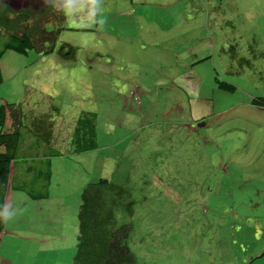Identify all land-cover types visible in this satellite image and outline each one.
<instances>
[{
    "label": "rangeland",
    "instance_id": "374dc122",
    "mask_svg": "<svg viewBox=\"0 0 264 264\" xmlns=\"http://www.w3.org/2000/svg\"><path fill=\"white\" fill-rule=\"evenodd\" d=\"M61 5L44 24L60 28L53 51L0 58V104L50 114L61 152L46 187L30 183L40 165L25 176L18 158L0 264H70L80 193L98 177L130 190L132 210L116 215L137 264H264V105L251 103L264 97V0ZM68 44L72 58L58 51ZM82 111L97 147L77 153ZM32 191L48 198L21 205Z\"/></svg>",
    "mask_w": 264,
    "mask_h": 264
},
{
    "label": "trees",
    "instance_id": "16d2710c",
    "mask_svg": "<svg viewBox=\"0 0 264 264\" xmlns=\"http://www.w3.org/2000/svg\"><path fill=\"white\" fill-rule=\"evenodd\" d=\"M23 3L13 8L9 0H0V58L6 49L26 53L33 48L41 54L55 49L60 28L47 29L44 24L50 12L59 11L62 0H24ZM63 48L60 45L58 50L61 55L66 58L74 56L72 45L68 44L67 52ZM225 83L223 88L234 89L233 85ZM251 103L263 106L264 97H254ZM50 117L45 113L29 115L14 102L3 101L0 104V236L4 227V199L11 169L15 168L22 153L28 155V141L32 140L31 151L37 157H45L35 163L40 165L41 170L31 173V184L46 187L44 177L48 179L50 176L51 157L61 155L52 145ZM94 118L92 111H82L77 116L71 132L70 151L79 153L97 147ZM35 164H32V169L26 166L25 173L32 172ZM13 181L12 176L10 182ZM23 185L24 182L18 183L17 187ZM46 191L44 194L39 191L37 194L34 191L29 193L34 198H41L47 195ZM132 203L129 188L108 177L87 181L80 193L75 251L70 264H137L136 256L128 245L132 225L130 222H119L116 215L117 210L122 208L131 211Z\"/></svg>",
    "mask_w": 264,
    "mask_h": 264
},
{
    "label": "crops",
    "instance_id": "0c3cea01",
    "mask_svg": "<svg viewBox=\"0 0 264 264\" xmlns=\"http://www.w3.org/2000/svg\"><path fill=\"white\" fill-rule=\"evenodd\" d=\"M7 123H9V120H7ZM27 146L29 147V150H28V155H26L27 153H22V151H21V155H20V161H23V166H22V168H23V171L25 170V168H26V166L27 167H30L31 169H32V164H35V163H37V162H40V161H42L43 159H45V157H43V158H41L40 156H36L35 155V153L34 152H32L31 150V146H32V140L30 139L29 141H28V143H27ZM33 156H36L35 158L33 157ZM41 158V159H40ZM51 164H52V158H51ZM15 168H12L11 169V173H10V178H9V184H8V188H7V192H6V195H5V199H4V203H5V212H6V210H7V213H8V208H6L7 206H6V201H7V199L8 198H10V199H8V202H10V201H12L13 200V193H12V185L10 184L11 182V177L14 175H16L15 173ZM24 173V175L25 176H27V174L25 173V171L23 172ZM13 176V177H14ZM35 176V175H34ZM31 177H32V175H31ZM42 183V182H41ZM35 192V191H34ZM36 194H37V192H36ZM25 195V196H24ZM23 195V203L21 204V205H26V204H28L27 203V201H29V202H31V201H37V200H39V199H41V198H43V197H46V198H48V194L46 195V196H42L41 198H34V197H32L31 196V193H27V194H24ZM21 198H22V195L21 194H19L18 195V199H19V201L21 200ZM28 207H31L29 204H28ZM32 207L34 208V210L32 211V213H34L35 211H38V209L40 208V206L38 205V204H33L32 205ZM4 223H5V220H4ZM3 232V231H2ZM1 237V236H0Z\"/></svg>",
    "mask_w": 264,
    "mask_h": 264
},
{
    "label": "clouds",
    "instance_id": "9594fccd",
    "mask_svg": "<svg viewBox=\"0 0 264 264\" xmlns=\"http://www.w3.org/2000/svg\"><path fill=\"white\" fill-rule=\"evenodd\" d=\"M12 2V1H11ZM8 120V119H7Z\"/></svg>",
    "mask_w": 264,
    "mask_h": 264
}]
</instances>
